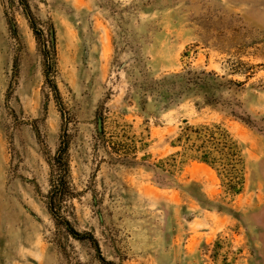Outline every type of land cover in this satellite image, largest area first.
Returning <instances> with one entry per match:
<instances>
[{"label": "rangeland", "instance_id": "1", "mask_svg": "<svg viewBox=\"0 0 264 264\" xmlns=\"http://www.w3.org/2000/svg\"><path fill=\"white\" fill-rule=\"evenodd\" d=\"M184 119L239 140L241 193L160 167ZM110 263L264 264V0H0V264Z\"/></svg>", "mask_w": 264, "mask_h": 264}, {"label": "trees", "instance_id": "2", "mask_svg": "<svg viewBox=\"0 0 264 264\" xmlns=\"http://www.w3.org/2000/svg\"><path fill=\"white\" fill-rule=\"evenodd\" d=\"M99 135L103 136L104 131ZM68 144V140H63L61 153L68 148ZM146 145L147 142L143 140L142 147ZM171 145L180 149L170 154L166 159L160 160V167L163 169L175 171L188 160H198L207 163L217 171L227 194L235 196L244 189L246 182L244 149L224 123L212 122L197 126L184 119V124L181 125ZM56 161L58 176L55 179L53 177L52 181L51 205L53 208L70 191V183L67 178L68 165L61 156H58ZM166 164L169 165V168L166 167ZM73 233L79 235L76 232Z\"/></svg>", "mask_w": 264, "mask_h": 264}, {"label": "water", "instance_id": "3", "mask_svg": "<svg viewBox=\"0 0 264 264\" xmlns=\"http://www.w3.org/2000/svg\"><path fill=\"white\" fill-rule=\"evenodd\" d=\"M98 129L100 132L102 131V118L101 117H99L98 119Z\"/></svg>", "mask_w": 264, "mask_h": 264}]
</instances>
